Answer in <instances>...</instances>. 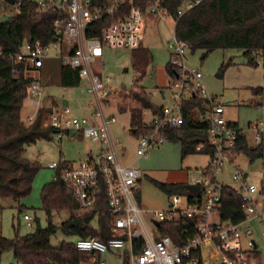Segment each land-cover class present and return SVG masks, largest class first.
I'll list each match as a JSON object with an SVG mask.
<instances>
[{"label": "built area", "instance_id": "1", "mask_svg": "<svg viewBox=\"0 0 264 264\" xmlns=\"http://www.w3.org/2000/svg\"><path fill=\"white\" fill-rule=\"evenodd\" d=\"M124 1L107 0L100 5L98 0H30L36 14L53 15L52 40L46 45L40 41L25 42L18 53L4 57L15 65L24 64L28 71L42 68L49 58L60 60L77 74L80 83L86 85L87 93L93 97L97 123L85 116H74L69 105L62 104L63 96L49 104L42 123V127L52 131V138L57 142L86 139L97 146L96 151H89L78 163L60 156L58 162L48 165L53 172L62 165L66 166L61 180L75 199L78 211L97 208L99 213L109 217L113 228L111 237L104 241L78 238L73 242L78 252L89 255L79 264H109V260L115 264H259L257 246L250 239L252 231L246 224L264 220V172L256 185L247 182L248 175L233 166L236 131L225 120L219 98L206 91L201 73L187 67L189 46L174 34L167 42V49L168 63L176 70L175 79L171 80L169 94L160 91L157 95L162 102L160 112L151 115L148 132L137 138L139 156L168 141L166 132L182 125V105L192 98L203 101L205 111L201 114L196 110V115L199 114V120L209 123L206 144L213 153L207 154V167L189 185L198 188L192 191V197L169 196L166 209L151 211L148 213L149 223L145 222L143 214L146 212L138 204L142 173L122 164L110 129L116 118L105 114L106 101L117 96L120 90L113 86V78L104 73V63L100 64L98 71L92 65L104 56L106 50L132 52L143 48L147 31L158 22L172 21L175 25L176 19L159 1L149 3L144 9L131 6L126 15L120 16ZM197 3L198 0L186 3L178 9L177 17ZM11 6L18 10L21 0H15ZM104 20L107 22L98 37L86 36L87 29L92 32L95 29L92 25ZM16 71V68L12 70L13 73ZM136 88L135 83L132 90ZM43 93L40 84L33 82L26 100L39 108ZM150 96L156 94L152 92ZM133 107L132 103L130 109ZM33 121V118H27L29 124ZM247 132L255 144L251 147L264 142V120L250 124ZM195 150L201 152L203 146L198 145ZM226 165L231 167L232 181L236 184L233 189L243 204L245 218L237 224L221 219L218 213L221 188L225 186L219 181V175ZM23 220L26 227L32 226L31 216L24 215ZM162 223L181 226L184 243L175 244L170 236L161 235L159 226ZM242 238L246 239V247L242 245Z\"/></svg>", "mask_w": 264, "mask_h": 264}, {"label": "trees", "instance_id": "2", "mask_svg": "<svg viewBox=\"0 0 264 264\" xmlns=\"http://www.w3.org/2000/svg\"><path fill=\"white\" fill-rule=\"evenodd\" d=\"M100 5L107 0H98ZM159 1L162 7L176 19L174 25L175 37L189 46V51H201V60L215 51H241L246 65L257 67L260 59L264 65V0H198L182 16L177 17V11L186 3L197 0H125L123 12L128 13L131 6L144 9L149 3ZM6 15V14H3ZM53 15H38L30 0H21V6L15 17L0 25V200L11 199L15 202L27 197L34 178L40 167L36 162L23 158L25 148L40 140H52V131L42 127L48 111H38L34 121L25 126L21 120L23 102L28 97L31 83L38 82L34 76H27L30 72L40 75L42 68L28 71L24 64L15 65L5 59L9 55L18 53L25 42L40 41L46 45L52 40L51 21ZM106 20L92 25L95 29L86 30L87 37H98ZM132 65L136 72L143 74L151 56L148 50L141 48L132 51ZM17 73H13V69ZM226 66L221 67V72ZM166 72L171 80L175 79L176 70L170 63L166 65ZM136 79L135 81H137ZM80 85L77 74L67 66L61 64L58 86L61 88H76ZM253 105L261 107L263 104V90H252ZM126 98L134 104L129 110L130 133L138 138L148 132L147 123L143 121L144 112L157 115L160 107L154 105L143 88H136L126 92ZM196 110L204 113L203 101L196 98L184 101L182 105L183 123L178 129L166 132L168 141L179 142L181 157L192 154H212L213 150L206 144L209 123L196 118ZM235 129L233 156L244 155L250 163L264 156V142L251 147L248 145L242 131L236 123H229ZM81 141V139L79 140ZM198 145L203 146L201 152H196ZM65 165L54 171L53 180L42 186L40 191L41 210L48 220L52 213L69 212L71 216L60 225L62 234L72 239L95 238L102 241L111 237L113 228L109 217L99 213L94 208L80 215L73 214L78 206L71 193L61 180ZM153 184L164 194L186 195L192 197L189 185ZM1 209V204H0ZM19 211L21 206L19 205ZM221 219L237 224L244 220L243 204L236 191L229 186L221 188V202L218 209ZM50 222L41 228L36 221L35 230L27 235H15L13 239L0 238V254L11 253L15 264H79L89 258L88 254L78 252L72 242H62L58 247L51 246L50 240L59 229ZM161 235H168L175 244L184 243L183 228L178 225L162 223L159 226Z\"/></svg>", "mask_w": 264, "mask_h": 264}, {"label": "rangeland", "instance_id": "3", "mask_svg": "<svg viewBox=\"0 0 264 264\" xmlns=\"http://www.w3.org/2000/svg\"><path fill=\"white\" fill-rule=\"evenodd\" d=\"M6 14L15 17L18 10L0 0V17ZM174 34L172 21L158 22L156 26L145 33L143 47L149 51L151 60L143 70V74L136 72L132 65L131 51L106 50L104 56L92 65L95 71L99 70L101 63L105 64L104 73L110 75L114 82L113 86L120 90L117 96L106 101L105 114L114 115L116 123L110 126L111 133L117 145V152L122 164L137 168L142 173L138 187V204L146 213L143 214L148 224V213L151 211L165 210L169 203V196L161 192L153 181L162 184L182 183L190 185L192 179L201 176L202 169L208 164V156L204 154H192L185 158L181 157V145L179 142L167 141L164 144L148 149L146 155L139 156L138 139L130 135V105L126 92L131 91L133 84L143 88L148 95L156 94L150 99L156 106L162 102L158 98L160 91L169 94L171 79L166 72V65L170 60L167 42ZM51 56L53 52L50 53ZM201 51L186 55L188 68L198 70L202 75L203 85L208 94L217 96L224 106L227 120L235 121L240 130L244 131L250 146L254 141L248 130L249 124L264 119V95L263 104L257 107L252 103L254 89H262L264 94V65L260 59L257 67L246 65L241 51H215L201 60ZM62 62L49 58L45 60L40 75L28 73L34 76L45 92L57 100L62 96L68 101L74 116H85L91 122H98L95 118V107L93 97L87 93L86 85L80 83L76 88H61L58 86L59 70ZM226 68L221 72V67ZM137 73V76H135ZM221 76V78H219ZM138 79L137 81H135ZM254 87V88H253ZM23 117L21 120L25 126L29 123L24 118L33 113L28 100L23 103ZM28 112V113H27ZM196 118L199 119L197 115ZM151 118L149 111L144 112L143 121L148 123ZM24 119V120H23ZM43 123V122H42ZM44 128V127H43ZM97 146L89 140L83 139L78 142H70L64 139L62 142L52 140H40L25 148L23 158L36 162L40 167L37 172L30 194L19 202L11 199L0 200V238L13 239L15 235L24 236L35 230L36 221L41 228L47 227L49 222L60 227L71 213H52L50 221L41 210L40 191L44 184L53 180L54 172L48 168L53 162H58L60 156L67 161L78 163L86 158L89 151H96ZM233 166L237 167L243 174H247V182L258 184L261 173L264 172V156L252 163L244 155L234 158ZM219 181L232 188L236 184L232 181L231 167L226 165L224 171L219 175ZM19 205L21 211H19ZM83 212L75 211L73 214L80 215ZM33 218L32 226L26 227L23 216ZM216 221V216L214 218ZM252 233L250 239L255 241L259 264H264V220L252 221L246 224ZM76 239L64 236L60 230L51 238L53 247H58L62 242H74ZM242 245L246 247V239L242 238ZM2 264H15L11 253L0 254ZM109 264H115L112 260Z\"/></svg>", "mask_w": 264, "mask_h": 264}, {"label": "crops", "instance_id": "4", "mask_svg": "<svg viewBox=\"0 0 264 264\" xmlns=\"http://www.w3.org/2000/svg\"><path fill=\"white\" fill-rule=\"evenodd\" d=\"M144 48V47H143ZM145 49V48H144ZM254 88V87H253ZM217 97V96H216ZM64 100L65 101H67L65 98H64ZM25 101H27V100H25ZM24 101V102H25ZM53 101H57V99L56 98H54L53 99V97H51L50 95H47V96H45V92L43 93V99L41 100V107H39V108H37V107H33V106H31L30 105V103H29V106L32 108V109H34L33 110V113H31V114H29L28 112V115H26V118H24L25 120H26V122H27V118H33V119H35V117H36V115H37V113H38V111L39 110H41V109H44V110H46L47 109V107L49 106V104L50 103H52ZM161 101V100H160ZM23 102V103H24ZM67 104H68V101H67ZM69 105V104H68ZM162 105V104H161ZM160 105V106H161ZM160 106H158V107H160ZM24 108V107H23ZM23 108L21 109V112H20V114H21V117H23V115H22V113H23ZM223 108H224V106H223ZM197 116L199 117V114H197ZM224 118H225V120L228 122V123H235V121H231V120H227L226 119V117H225V109H224ZM23 119V120H24ZM264 120V119H263ZM236 125H237V123H236ZM250 125V124H249ZM249 125H248V127H249ZM238 127V126H237ZM239 129V128H238ZM242 131V130H241ZM243 133H244V131H242ZM245 134V133H244ZM246 136V135H245ZM252 137V136H251ZM263 138V141H264V136L262 137ZM246 139H247V137H246ZM248 141V140H247ZM88 154V153H87ZM208 165V164H207ZM207 165L205 166V168L207 167ZM128 166H130V165H128ZM204 168V169H205ZM204 169H202V171L204 170Z\"/></svg>", "mask_w": 264, "mask_h": 264}, {"label": "water", "instance_id": "5", "mask_svg": "<svg viewBox=\"0 0 264 264\" xmlns=\"http://www.w3.org/2000/svg\"><path fill=\"white\" fill-rule=\"evenodd\" d=\"M4 3H6V4H8V5H14V3H15V0H2ZM10 21V17L9 16H7V15H3V16H1L0 17V25L1 24H4V23H6V22H9ZM219 78H221V76H219ZM62 104L64 105V106H66L67 105V101H65V100H63L62 101ZM130 133H132V134H134L135 133V131L134 130H130ZM189 190H191V191H197L198 190V188L197 187H189ZM156 224V226L158 225L157 223H155Z\"/></svg>", "mask_w": 264, "mask_h": 264}]
</instances>
